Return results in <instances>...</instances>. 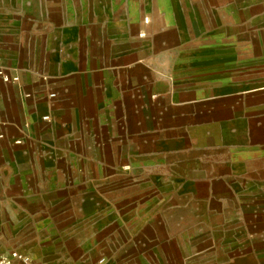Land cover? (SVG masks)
Here are the masks:
<instances>
[{"label":"crops","instance_id":"0c3cea01","mask_svg":"<svg viewBox=\"0 0 264 264\" xmlns=\"http://www.w3.org/2000/svg\"><path fill=\"white\" fill-rule=\"evenodd\" d=\"M0 68V232L83 213L34 264H264V0H0Z\"/></svg>","mask_w":264,"mask_h":264},{"label":"rangeland","instance_id":"374dc122","mask_svg":"<svg viewBox=\"0 0 264 264\" xmlns=\"http://www.w3.org/2000/svg\"><path fill=\"white\" fill-rule=\"evenodd\" d=\"M91 129H95L96 131L98 130V127H89ZM100 128V127H99ZM102 128V127H101ZM100 128V129H101ZM88 131L82 130L81 131V142L79 144L80 146V154L81 156L87 157L90 153L88 150V145H89V138L85 134V132ZM66 133L69 134V131L66 130ZM59 142H63V144L66 141V138L64 139H59ZM102 145V144H100ZM71 155V154H70ZM123 169V168H122ZM121 169V170H122ZM119 197H122V195H106V196H98L97 197V202L99 203L98 206L104 205L103 208L104 210H100L97 212V214H103L104 212L106 213L108 211V208L105 206L106 202L108 201L109 203H112V199H117ZM80 202V197H71L70 200H68L65 204L62 205L61 202H56L53 206H49L48 210H46V213L44 215H36V216H29L28 214L25 215H19L18 217H13V218H5L4 217V226L0 232V240L5 241L9 243V246L5 249V252H8L10 250H22L25 252H29L26 249L29 246V243L31 242L32 238L35 236L37 237V233L39 236H43L44 234H47L46 232L40 231L42 228L40 225L42 223H46L48 225H52L53 227L57 228L56 231L52 232L54 233H59L64 237V239L71 238L77 231L78 228L80 227V220L82 219L83 213L81 212V209L77 205ZM87 205V204H86ZM91 205V204H90ZM111 205V204H109ZM111 208H114L113 205H111ZM110 208V209H111ZM231 222L230 220H225L220 223H215L213 225V230L214 234L210 236V232L205 233V230H209V228L205 227V223L198 221L197 226V236L196 240L197 242L193 243L192 245L197 244L199 247L206 246L212 244V241H215L217 243V240H222L223 237H221V233L218 232V237L215 235L217 234L218 229H221L224 227V225L229 224ZM34 224L36 225L34 227ZM40 224V225H39ZM171 228L173 225L170 226ZM216 229V230H215ZM60 237V236H59ZM253 238V236H245V237H240L239 242L243 243L246 242L250 239ZM183 243L188 245V238H182ZM257 241V240H254ZM252 242V241H249ZM20 247V248H18Z\"/></svg>","mask_w":264,"mask_h":264},{"label":"built area","instance_id":"2783aa9c","mask_svg":"<svg viewBox=\"0 0 264 264\" xmlns=\"http://www.w3.org/2000/svg\"><path fill=\"white\" fill-rule=\"evenodd\" d=\"M0 78L5 82L11 81V78L2 68H0ZM15 79H17V77H15L14 80ZM53 95L54 93H51V96ZM46 118L47 117L45 116L43 119ZM100 261H102V259ZM0 264H34V260H32V257L28 252L22 250H10L0 255Z\"/></svg>","mask_w":264,"mask_h":264}]
</instances>
